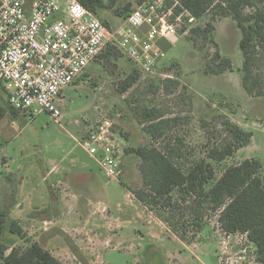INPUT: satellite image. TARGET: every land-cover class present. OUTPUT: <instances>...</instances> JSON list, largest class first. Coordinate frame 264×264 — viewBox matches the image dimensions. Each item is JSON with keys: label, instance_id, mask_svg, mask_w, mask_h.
<instances>
[{"label": "rangeland", "instance_id": "obj_1", "mask_svg": "<svg viewBox=\"0 0 264 264\" xmlns=\"http://www.w3.org/2000/svg\"><path fill=\"white\" fill-rule=\"evenodd\" d=\"M104 1L109 6L98 9L96 17L115 24L121 20L117 13L121 8L130 4L132 9L141 0ZM211 14L206 13L199 24L209 21ZM211 21L216 46L209 43L198 50L183 34L166 50L153 73H142L124 92L120 84L132 70L125 55L109 62L96 59L89 63L83 75L63 89L56 120L45 111L23 116L7 110L0 118V205L22 203L10 218L25 235L21 238L6 231L3 239L8 246L38 242L64 264H259L254 246L244 235L224 233L217 213L210 209L201 210L199 219L194 218L190 203L182 202L177 190L172 192L174 207L148 208L135 193L145 190L137 155L123 151L122 176L110 181L78 145L97 121L109 117L123 149L161 146L169 137L174 143L181 136L185 143L180 145L179 162L187 166L205 157L208 148L224 138L222 120L228 118L253 135L249 144L232 156L212 162L216 174L228 164L254 157L262 163L264 180V94L250 96L241 86V35L235 21L229 16ZM215 50L230 58L233 70L221 74L204 71L205 58ZM166 78L176 83L167 82L166 87L162 83ZM144 106L158 107L167 116H179V120L164 130L162 138L152 139L137 121ZM70 148H74L73 153L63 157ZM75 155L88 164L101 188L95 199L106 204L103 214L93 211L96 200L89 215L81 214L89 212L86 207L71 211L73 202L60 199L63 185L54 186V175L43 176L41 167L58 160L68 166ZM36 201L46 212L57 210L59 214L28 215V211H42L33 207ZM80 211L81 215L77 214Z\"/></svg>", "mask_w": 264, "mask_h": 264}, {"label": "trees", "instance_id": "obj_2", "mask_svg": "<svg viewBox=\"0 0 264 264\" xmlns=\"http://www.w3.org/2000/svg\"><path fill=\"white\" fill-rule=\"evenodd\" d=\"M87 9L97 14L98 9L108 7L104 0H78ZM196 19L193 26L185 34L191 44L201 50L207 44L216 43L212 32L214 24L211 19L231 17L240 31L238 42L242 54L241 86L250 96L264 94V0H179ZM131 10L130 4L125 5L117 13L123 19ZM212 16L205 24H199L206 13ZM107 25L108 19H101ZM198 22V23H197ZM170 46H165L167 50ZM124 54L113 45H108L97 59L109 62ZM129 60V59H128ZM131 72L122 80L120 90L126 91L141 76V72L129 60ZM165 69V68H164ZM233 70L230 58L222 56L215 50L204 61V71L221 74ZM83 75V73L81 74ZM75 82V81H74ZM176 83L170 78L162 83ZM0 118L11 109L7 103L6 93L0 82ZM137 121L144 127L152 139L163 137L164 130L175 124L179 116H167L166 112L155 106H144ZM225 136L218 144L208 148L205 157L186 166L179 162L182 153L180 145L185 140L180 136L172 138L161 146L142 145L124 148L125 154H135L141 158L140 170L145 190H137L136 196L150 209L155 206L171 208L175 206L172 192L178 191L182 202H189L196 219L201 210L210 209L217 213L220 229L226 233L244 235L254 246L255 261L264 264V180L260 174L262 163L257 158H244L238 163L228 164L219 175L216 174L212 162H222L247 146L252 132L248 131L228 118L222 120ZM202 123V128H203ZM209 134L212 136L213 133ZM122 184H125L121 181ZM200 225L199 223H196ZM8 231L18 237H25L20 225L10 218L4 209H0V264H64L38 242L28 246H8L4 233Z\"/></svg>", "mask_w": 264, "mask_h": 264}, {"label": "built area", "instance_id": "obj_3", "mask_svg": "<svg viewBox=\"0 0 264 264\" xmlns=\"http://www.w3.org/2000/svg\"><path fill=\"white\" fill-rule=\"evenodd\" d=\"M195 21L179 0H141L109 25L78 0H0V82L7 103L19 115L45 111L56 120L63 89L105 47L115 46L141 74H151L164 47ZM78 143L108 180H120L123 142L111 118L97 121Z\"/></svg>", "mask_w": 264, "mask_h": 264}, {"label": "crops", "instance_id": "obj_4", "mask_svg": "<svg viewBox=\"0 0 264 264\" xmlns=\"http://www.w3.org/2000/svg\"><path fill=\"white\" fill-rule=\"evenodd\" d=\"M85 135H86V133H85ZM85 135H83V136H85ZM73 151H74V148H70L68 150V152H66L64 154L63 157H65L69 153L70 154L73 153ZM0 153H1V149H0ZM95 163H96V161H95ZM62 164H63V161L58 160L55 162L48 163L47 166L41 167L43 170L44 178L47 175H54V178H55L53 180L54 186L56 185V187H57L58 184L63 185L62 191L59 192L61 194L60 199H68V200L70 199L73 202V206H71V208H72L71 211H75L79 208L84 209V207L88 208L89 212L87 211V213H84V212L81 213V211L77 213V214L81 213V214H86V215L90 214L91 205L92 204L94 205L93 202H94V200H96L95 201L96 203L94 205L95 209L93 211L97 212L99 215L103 214V209H105V207H103V206L106 204L95 199L97 197V194L101 191V188L99 187V184L96 181L95 176L93 175L92 171L89 169L90 167L88 166V164L85 161H80V159H78V157H76V155L74 157H71V160H69L68 166H62ZM97 166H98V164H97ZM98 168H99V166H98ZM28 193H29V191H27L25 194H23L22 197L20 198V200L24 199L28 195ZM68 193H70V194L68 195ZM6 194L9 195V191H7ZM39 199L40 198H38V200ZM38 204H40V202L36 201V203H34L33 207L38 208V209L40 208L42 211H37V212H33V211L29 212L28 211L27 214L28 215H34L35 214L38 216H39V214H44L46 212L44 209H46V208L42 207V204H40V205H38ZM70 205H71V203H68V206H70ZM21 206H22V203H20V201H10V203H8V205L1 204L0 209H4L8 213V215L11 216L16 212L15 209H17ZM13 210H15V212ZM46 214L54 215V214H59V212L57 210H55L52 212L51 211L46 212ZM37 220H39V219H37Z\"/></svg>", "mask_w": 264, "mask_h": 264}]
</instances>
